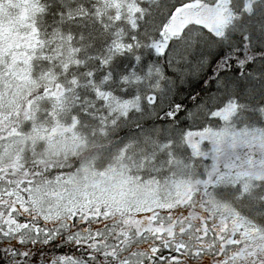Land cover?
I'll use <instances>...</instances> for the list:
<instances>
[{
    "label": "snow or ice",
    "instance_id": "snow-or-ice-1",
    "mask_svg": "<svg viewBox=\"0 0 264 264\" xmlns=\"http://www.w3.org/2000/svg\"><path fill=\"white\" fill-rule=\"evenodd\" d=\"M0 264H264V0H0Z\"/></svg>",
    "mask_w": 264,
    "mask_h": 264
}]
</instances>
